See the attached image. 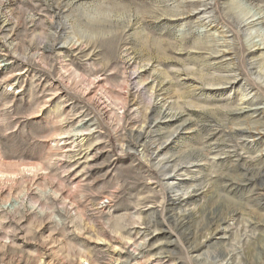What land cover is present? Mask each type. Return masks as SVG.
Instances as JSON below:
<instances>
[{
  "label": "rangeland",
  "instance_id": "374dc122",
  "mask_svg": "<svg viewBox=\"0 0 264 264\" xmlns=\"http://www.w3.org/2000/svg\"><path fill=\"white\" fill-rule=\"evenodd\" d=\"M262 81L264 0H0V264H264Z\"/></svg>",
  "mask_w": 264,
  "mask_h": 264
},
{
  "label": "bare ground",
  "instance_id": "6f19581e",
  "mask_svg": "<svg viewBox=\"0 0 264 264\" xmlns=\"http://www.w3.org/2000/svg\"><path fill=\"white\" fill-rule=\"evenodd\" d=\"M242 22H239V24H241ZM260 79V78H259ZM263 82V81H262ZM264 83V82H263ZM245 98V97H244ZM244 98H241V103H239V105H238V109H239V111H241V110H244L247 106H249L245 101H244ZM166 106V105H165ZM167 107H168V105H167ZM165 109H166V107H165ZM171 108L169 107L168 108V110H170ZM170 116H172V113H171V115ZM173 176V175H172ZM169 177V176H168ZM174 182V181H173ZM172 184V183H171ZM170 184V185H171ZM182 196H183V194H182Z\"/></svg>",
  "mask_w": 264,
  "mask_h": 264
}]
</instances>
